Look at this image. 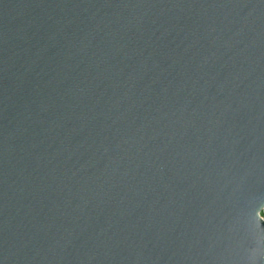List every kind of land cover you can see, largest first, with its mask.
<instances>
[{"label": "water", "instance_id": "water-1", "mask_svg": "<svg viewBox=\"0 0 264 264\" xmlns=\"http://www.w3.org/2000/svg\"><path fill=\"white\" fill-rule=\"evenodd\" d=\"M264 0H0V264H264Z\"/></svg>", "mask_w": 264, "mask_h": 264}, {"label": "built area", "instance_id": "built-area-1", "mask_svg": "<svg viewBox=\"0 0 264 264\" xmlns=\"http://www.w3.org/2000/svg\"><path fill=\"white\" fill-rule=\"evenodd\" d=\"M259 213H260V216L262 217V219L264 220V209Z\"/></svg>", "mask_w": 264, "mask_h": 264}]
</instances>
